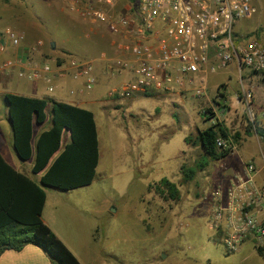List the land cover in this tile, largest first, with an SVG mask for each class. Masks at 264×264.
<instances>
[{"label":"rangeland","instance_id":"obj_1","mask_svg":"<svg viewBox=\"0 0 264 264\" xmlns=\"http://www.w3.org/2000/svg\"><path fill=\"white\" fill-rule=\"evenodd\" d=\"M255 5L257 13L242 22L237 31L241 34L258 32L264 43V0H255ZM7 27L23 35L21 49L41 41L39 56L45 61L65 63L75 58L94 63L97 84L91 90L82 89V79L68 78L67 89L62 93V98L67 100L77 97L69 94L70 89L89 95L93 102L88 109L93 112L100 135L99 163L93 182L69 194L62 192L63 204L71 205L80 216L84 211L88 225H100L98 235L102 240L96 247L102 254L93 264H240V259L250 254L252 259L243 264H264L250 243L244 244L241 254H227L222 235H217L208 223L210 198L219 190L212 178V172L218 170H213L212 165L222 166L228 160L252 163L255 168L264 164V139L254 132H246L248 119L234 96L231 103L239 110L231 105L228 113L220 112V119L231 125L237 122L243 125L237 132L236 150L197 168L202 159L207 161L208 158L195 143L196 129L217 122L208 109L209 101L214 98L195 97L198 83L184 82L183 91L172 85L170 92L134 95L130 99L107 95L128 79L124 74H108L107 62L102 58L112 59L118 55L115 47L118 39L112 37L105 26L68 11L61 0H0V32ZM223 79L220 75L214 85ZM234 85L235 74L230 87L234 89ZM13 88V92H21L22 86L14 82ZM4 94L0 87L2 152L18 172L38 183L40 175L32 174V161L21 162L13 151ZM213 94L214 87L210 91V95ZM203 111L207 114L204 116L213 119L204 118ZM45 114L46 121L41 127L47 128L50 104ZM259 124L257 121L256 126L260 127ZM187 126L192 128L189 130ZM233 128L231 134L235 133ZM39 129L35 126L34 135ZM185 138L192 150L181 155ZM68 139L67 132H63L61 146ZM187 169L194 171L190 179L183 175ZM219 170L220 174L224 173V169ZM161 179L176 186L177 201H165L158 195L155 185Z\"/></svg>","mask_w":264,"mask_h":264},{"label":"built area","instance_id":"obj_2","mask_svg":"<svg viewBox=\"0 0 264 264\" xmlns=\"http://www.w3.org/2000/svg\"><path fill=\"white\" fill-rule=\"evenodd\" d=\"M68 11L91 23L105 26L118 39V55L107 62L108 74H124L128 79L109 95L130 99L134 95L170 92L172 85L181 91L185 83L199 86L195 97L200 99L206 79L234 69L239 101L248 123L256 126L264 111L257 113L253 79L264 80V44L255 36H246L243 43L235 33L236 25L257 13L255 0H61ZM24 37L7 27L0 32V76L15 72L17 78L32 82L52 73L48 62L33 63L28 70L15 66L21 61L17 54ZM43 46L36 41L26 48L36 52ZM11 56H5L7 54ZM5 57V58H3ZM57 73L73 81L82 79V89L96 84L93 61L69 58L54 65ZM184 80V81H183ZM72 94V93H71ZM219 151L236 150L230 139L218 137ZM243 173L232 178L224 199L221 190L211 198L209 226L222 235L227 254L236 253L246 242L254 251L264 250V218L254 211L264 209V186L255 184L257 168L243 164Z\"/></svg>","mask_w":264,"mask_h":264},{"label":"trees","instance_id":"obj_3","mask_svg":"<svg viewBox=\"0 0 264 264\" xmlns=\"http://www.w3.org/2000/svg\"><path fill=\"white\" fill-rule=\"evenodd\" d=\"M252 35L262 43L258 32L246 36ZM237 97H240L239 94ZM4 99L13 151L21 162L31 160L32 174H39L40 177L36 183L16 171L0 154V254L6 250L19 251L26 245H33L57 264H80L41 220L46 199L43 188L68 192L91 185L99 163L94 115L83 108L43 98L7 93ZM49 104L50 124L35 136L34 128H40L46 121L45 110ZM247 126V133L254 132L264 139V128L252 127L250 123ZM63 132H67L69 141L61 146ZM218 137L230 138L235 144L239 140L238 133L231 134L218 122L198 130L195 143L208 160L202 159L197 168H203L209 162L230 153L216 148L215 139ZM188 141L185 138V143L190 145ZM183 175L190 179L194 171L184 170ZM155 188L165 201L179 199L176 186L167 179H161ZM255 252L264 261V250L258 249Z\"/></svg>","mask_w":264,"mask_h":264},{"label":"crops","instance_id":"obj_4","mask_svg":"<svg viewBox=\"0 0 264 264\" xmlns=\"http://www.w3.org/2000/svg\"><path fill=\"white\" fill-rule=\"evenodd\" d=\"M240 24H242V22L236 25L235 33L239 37V40H241V43H243V40H245L244 36L248 34L247 33L241 34L237 31V28ZM39 52H40V48L33 53L29 52L25 48L20 49L17 54V57L21 61V63L16 64L15 71L19 69L28 70L31 68V65L33 63L42 64L48 62L51 66H53V70L52 73L48 75L46 80L39 79L32 82H28L17 78L15 72H13L12 74L7 76H0V87L2 88V91L5 94L11 93L29 98H38V99L43 98L55 102L66 103L83 108L91 112V110L88 109V107H90L93 101L90 99L89 95L84 96L82 90H78L75 93L73 90L71 89L69 90L70 95H74V94L77 95V97L74 98L73 100L71 99L67 100L62 98L63 97L62 93L64 90L67 89L68 80L70 79H68V77L59 75L57 73V70L54 68V65L60 66L63 63H58L56 61H45L41 56H39ZM5 56H11V54L8 53ZM94 73H96L95 70ZM233 74H234V69L233 67H231L229 71L218 73L215 75H209L206 79L202 97H204L205 100H208L210 96L214 98V100L212 99L211 101H209L210 105L208 107V109L211 110L212 113H214L213 118H216L217 122L222 124L229 131L231 130V127L233 128L234 126L233 128L234 132L237 133L240 132V129L243 126L242 124L237 122V124L231 125L230 123L223 122L220 119L221 116L220 112L227 111L228 113L231 105L236 108V111L239 110L236 105L231 103V99L233 98V96L236 98L237 102L240 103L239 97H237L238 95L237 83L236 86L234 85V89L230 87ZM220 75L224 76L223 81L214 85V83L218 80V77ZM192 79H193V83H198L197 77L194 76ZM14 82L15 83L18 82L21 84L22 86L21 92H13V89H15L13 88ZM253 82H254L253 105L256 112L261 113V111H264V80L254 78ZM99 85L102 87L101 83H99ZM213 87H214V94L210 95V91ZM109 94L110 91H108L107 95ZM95 100L94 102H96ZM91 113L93 114V112ZM205 114L206 113L203 111V116ZM204 118L207 119L208 116H204ZM213 118L210 117L208 118V120L211 121ZM258 122L260 123L259 124L260 127L264 128V118H258ZM40 128L41 129L37 130L35 136L40 131L47 129L48 127L47 128L40 127ZM187 128L190 130V128L192 127L187 126ZM198 130H202V129H196V133ZM97 133L98 136H100L98 129H97ZM165 138L168 139V136ZM167 141L168 140H165V142ZM65 144L66 143H64V145ZM235 145L237 146V143ZM191 150H192V146L186 144L185 148L182 149L181 153L179 154L184 155L190 152ZM2 151H3V144L0 142V154L5 159V161L16 170L17 168H15L12 161L8 160L9 158H7L5 153H3ZM243 164L244 162L228 160L225 162L224 165L222 164V166L220 164L217 167H214L212 165L213 170L214 169L218 170L212 172V176H213L212 178L214 182H217L216 187H218V189L221 190L222 192V196H221L222 200H225L224 199L225 191L227 190L232 178L235 177L236 175H240L243 173L244 170ZM220 168L224 169V173L220 174V170H219ZM262 180H264V164L258 165L254 178L255 184L258 186H264V182H262ZM74 191L75 190L68 191L66 193L69 194L70 192H74ZM45 193H46V199L41 213L42 222L47 227H49L50 230L55 234V236L65 244V246L73 253V255L76 257V259L80 264H93V262L101 258L102 251L98 249V247H96V245L98 246V243H100L102 240V237L100 238V236L98 235L101 231L100 225L98 224L88 225L86 222L87 220L84 218V213H85L84 211L82 212L83 215L80 216L79 214H77L75 209L74 210L72 209L71 205L63 204L64 199L62 198L63 193L61 191L52 190L50 192H45ZM254 215L258 219L264 218V209L260 211L259 210L254 211ZM247 243L248 242L244 244ZM244 244L239 248L236 254L237 253L241 254L243 252ZM250 259H252L251 254L246 255L244 258L240 259L239 262L240 264L241 263L243 264L249 261ZM0 264H57V263L52 261V259L38 247L33 245H26L19 251L6 250L2 252L0 254Z\"/></svg>","mask_w":264,"mask_h":264},{"label":"water","instance_id":"obj_5","mask_svg":"<svg viewBox=\"0 0 264 264\" xmlns=\"http://www.w3.org/2000/svg\"><path fill=\"white\" fill-rule=\"evenodd\" d=\"M54 48V45H53V43H51V49H53ZM8 122H9V120H8ZM9 125H10V122H9Z\"/></svg>","mask_w":264,"mask_h":264}]
</instances>
